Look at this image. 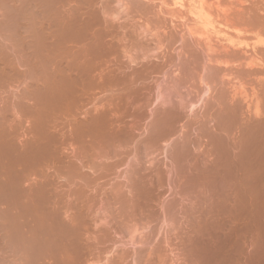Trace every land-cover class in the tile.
I'll use <instances>...</instances> for the list:
<instances>
[{
    "label": "bare ground",
    "instance_id": "obj_1",
    "mask_svg": "<svg viewBox=\"0 0 264 264\" xmlns=\"http://www.w3.org/2000/svg\"><path fill=\"white\" fill-rule=\"evenodd\" d=\"M108 1V5L103 3V9L94 10L90 0H12V7L5 12V21L3 20L0 32L4 39H10L14 48L24 51L25 56L20 63L25 64V73L31 87L29 91L15 88L8 94L13 99L14 106H21L31 114L33 130L31 129L30 139L25 140L20 133L21 121L13 127L7 125V119L3 111H0V264H102L105 257L93 258V255H88L95 242L114 244L112 234L126 236L138 232L133 229L134 219L130 213H123L127 210L137 211L146 198L143 195L150 193L147 187L141 186L137 189V183L133 181L130 183L134 188L132 198L122 194L123 186L120 187L121 190L114 187L115 190H112L116 192L112 193L115 202L122 205L123 213L120 211L123 218H120L123 220L115 221L113 226L100 222L102 216L93 213L97 197H93V193L87 195L97 178H102L124 164V153H128L130 145L140 147L138 145L142 139L136 140L137 125L127 124L126 120L133 118L135 121L141 115L145 116L144 112L149 107H154L150 117V132L144 140L148 149L158 146L157 143L161 140L166 141L180 134L178 128L188 116L187 109L190 107V111H193L197 107L194 98L191 101H175L177 103L173 98L163 99L162 94L160 96V86L157 88L158 93L155 91L154 96H157L151 98L153 94L147 80L153 74L163 73L164 68L151 63V49H148L151 48L150 44L147 47L140 41L136 42L135 47L140 50L132 55L131 50L136 48L133 49L130 45L128 47L132 49L128 50L122 44L125 43L124 40L117 35L119 33L116 31L115 36V30L111 33L116 18L120 20V13L111 7L114 1ZM123 1L125 0L118 3ZM130 1L135 8H141L135 3L136 0ZM173 1L174 5L182 9L188 8L196 19L195 26L188 25L187 29L191 37H198L194 41L195 45H205L209 53L208 62L211 65L207 83L221 81L220 76H232L229 84L239 77L244 80L239 81L237 86H232L231 91L221 87L215 98L214 95L211 97L214 100H211L209 93L208 100L202 103L207 114L205 118H210L214 113L213 111L211 114L210 111L217 107L215 124L209 126L210 120L204 118L200 126L202 136L207 139L210 147L203 167L199 165V172L203 169L200 179L208 194L214 186L213 201L210 202L212 198L208 200L214 206L212 209L210 205V208L207 207L210 212L205 209L209 217L203 214V219L206 217L217 220L219 223L212 221L221 230L226 227L235 228L237 225L234 227L233 222L229 224L232 225L230 227L222 223L224 215L228 216L229 213L231 217L242 219V223H239L242 229L238 226V230L256 228L257 232H263L264 83L261 82L264 79L261 81L259 77L264 75V28L259 30L258 23L253 25L251 19H247V22L239 20L236 25L243 28L236 27L229 20V10L221 6V0H214V3L217 4L216 8L223 9L221 10L225 17L217 21L211 18L210 9L206 8V0ZM116 2L117 0L115 4ZM96 3L97 1L94 5H98ZM126 3L129 6L128 1ZM126 15L129 16L128 13ZM244 17L241 16V21L246 20ZM198 25L202 28H197ZM116 29L119 28L116 26ZM116 37L120 39L117 38V43ZM162 39L158 40L160 48ZM214 39L226 45L220 44L221 48L218 49ZM122 40L121 46L118 41ZM7 42L9 45V40ZM117 44L120 45L119 50ZM190 46L192 45L189 42L184 44L186 48ZM120 48L124 58L127 57L126 62L120 58L119 53H115L121 51ZM190 49L192 52V48ZM114 53L118 54L120 63L111 67ZM0 62V80L7 78L10 73H19L16 63L8 59H0ZM253 76L259 79V89L249 87L250 84L245 86L246 79ZM174 88L178 91L177 87ZM175 94L177 96V92ZM206 94L208 93L205 92L203 96L206 97ZM26 97L31 102L23 105ZM194 116L199 117L196 114ZM191 127L193 128L192 125L188 127L189 130ZM184 138L186 139L185 136ZM184 138L180 137L171 149L172 157L178 164L183 163L182 155L191 150V147L188 149L191 145L187 146L190 141H185ZM48 161L59 164L58 178L64 181L59 189L68 186L70 195L67 190L64 193L61 190V193L58 187L53 186L54 180L45 173ZM29 172L39 176L42 174L44 180L27 184ZM66 194V197H72L69 203L64 201ZM86 201H92L93 204H85ZM69 211L72 213L69 214ZM208 219H205L206 222L210 221ZM204 226L205 230L211 228L206 229L205 224ZM92 227L96 233L94 238L93 232L90 233ZM251 232L254 233L253 230ZM254 246L253 244V248ZM107 248H104L105 252H109ZM139 251L141 256L138 254L137 262L143 264L141 259L145 255L142 254L147 250ZM114 256L105 264H122L127 253H122L117 259ZM148 261L150 262L149 259Z\"/></svg>",
    "mask_w": 264,
    "mask_h": 264
},
{
    "label": "rangeland",
    "instance_id": "obj_2",
    "mask_svg": "<svg viewBox=\"0 0 264 264\" xmlns=\"http://www.w3.org/2000/svg\"><path fill=\"white\" fill-rule=\"evenodd\" d=\"M11 1L0 0V26L2 25L3 20L5 21L4 17L7 11L10 9V7H12ZM90 1L91 3H93L94 10L97 8L103 9L104 6L103 3H105L104 0H100V1L90 0ZM96 1H97L96 4L98 5H94ZM111 1L114 2L112 3ZM115 1L116 0H110V3H112L113 5L111 6L110 4L109 6H111L114 10H118V12L120 13L119 16L120 20L116 18V23L114 22V25L112 24L114 26L113 27L114 29L112 30L111 27L110 29L112 30L111 31L112 34L113 31L115 30L113 34L114 36L117 31V33L120 34V35L117 34L118 36H120L119 38L123 39L125 42L122 43L123 40L121 42L118 41L119 42L118 44L121 43L124 44L125 47L127 46L128 50L132 48L133 49L136 48L135 50H131L132 55L136 54V52L140 50V48L135 47L136 42L140 41L142 42L141 44L144 43L145 45L144 44L143 45L147 47H149L148 44H150L151 48L148 49L149 50L151 49L150 50L151 52L149 53L150 57L152 58V59L150 58V61H153L151 63H155L164 68L163 73L153 74L152 77L149 80H147L150 82V83L148 82V84L151 85L149 87L150 92L152 91L153 94L151 98L154 99L157 96V95L154 96L156 94L155 91L157 90L158 93L157 88L158 86H160L161 90L160 89L159 90L162 92L160 93V96L162 94L163 99L170 100V98H173L174 102L175 101L180 102L181 100L191 101V99L194 98L193 101L195 102V104H197V107H195L193 111H190L191 110L190 107H189L190 109L189 108L187 109L188 116L180 123V126L178 128L180 134L178 133L177 134L178 136L176 135L166 141L161 140L160 142L157 143L158 146H154V147L152 146V148H148V149H146L147 147H145L144 140L150 132V127L152 124V120H151L152 118L150 117L154 107L152 106L149 107L148 110H145L144 112L145 116L141 115V118H138L137 120L135 119V121L133 120V118L131 119L128 118L126 120L127 124L131 125L132 123L133 124L135 123L137 125L136 140L138 141L142 139L139 141L141 143L138 145L141 148L140 147L136 148L135 144L130 145V149L128 148V151L126 150L129 154L127 153L128 154L127 155L126 152L124 153V158H125L124 164L122 163L121 165H119L117 168L113 170V172L109 174L106 173L107 175H104L102 178L100 179L97 178L94 181L95 183L93 184L94 187L89 189L90 191L87 192V195L94 194L95 196L93 195V197L95 198L97 197L96 198L97 203L96 200L94 199L95 201H94L93 213L99 215L100 217L102 216L100 222L106 223L108 226H113L116 222H119V220L120 221L123 220L121 219L123 218L121 217V211L123 210L122 205L120 204L119 201H118L119 204L115 202L116 199L112 193L113 191L112 189H114V187L117 190V188L123 186L122 187L123 193L122 192L121 193L123 195L125 194L127 198L129 197L132 198L133 197L132 193L134 191L133 190L134 188L130 183H132L133 181L137 183V189L141 186L147 187L150 189V193L146 191L149 194L146 193L145 195H143L144 198L146 197L145 198L146 201L145 199L142 201L140 207L141 209L139 208L136 209L137 211H131L134 213L129 212L130 210L129 211L127 210L128 212L124 211V213L122 211V213L125 215L126 214L129 215L128 213H130V215L133 217L132 219H134L132 222L133 229L134 230L137 229L138 232H134L133 235L129 234L126 236L119 233L116 235L112 234V238L115 242L114 244L111 243L105 244L104 242L101 241L99 243L95 242L94 247H92L95 250L93 249L91 250L93 253L89 252L88 254L89 257H91L92 255L93 258L94 257L96 258L97 256H102L105 258L108 257L106 260H104L105 258L103 259L102 264H105L106 261H109V258H112L114 256L112 254H115L114 258L117 259L119 256H121L122 253L126 252L127 257L124 259L122 264H139L137 262L139 261L138 254L140 252L139 249H142V251L144 250V252L147 250V252L142 254L145 255V257L144 258L142 257L141 259L143 264H236L237 262L239 264H260L261 262L262 264L264 262V256H263L264 231L261 232V230L260 231L258 230L259 232H257L256 228L238 230V226L242 223V219L240 217L233 216L236 217L233 220L232 219L233 217H231L229 213L228 216L224 215V219L222 218L224 222L222 221V223L223 225L227 224L226 226L228 227L232 225L235 227L237 225L235 228L226 227L225 230L224 229L221 230V228H218L215 224L217 220L212 219L213 221H215L213 222L212 220L206 217L203 219L204 216H207L205 209H207V211L210 212L211 210L209 211L208 208L212 206L210 208L212 209L214 206L213 203L212 205L209 204L211 201H213L214 186H212L211 191H209L208 194V191L207 192L204 191L203 185L201 183L202 180L200 179L203 169L202 172H199L201 170L199 169V167L200 166L203 167L204 165L203 162H205L204 160H206L205 158H207L206 152L208 153L209 151L208 149H210L207 139L206 138L204 139L200 131L201 130L200 126L204 122V118L206 114V112L204 111L205 106H203L202 103L204 100L205 101L206 99L208 100L209 93H210V98L213 95H214L213 98H215V95H217L221 91L220 90L221 87L231 91V87L234 85L237 86L239 84V81L244 82V80H242L243 77L237 78L236 80L232 81L231 84H229L228 81L230 80V78H232V76L230 78L228 77L222 78L220 76L219 79L221 78V81L220 80L215 81L216 83L219 84H216L214 82L215 85L217 86H215L213 82H211L210 84V81L209 83H207V81L209 80L208 69L209 66L211 65L208 62L209 53L206 51L207 49L205 45H202L201 47L195 45L196 43L194 41L197 40L198 37H194V36L191 37L190 34L188 33L187 26L189 25L190 27H192L194 24H196L195 23L196 19L188 11V8L182 9L174 5L173 0H150V1L136 0L135 3L140 5L141 7L140 9L135 8V5L131 3L130 0H125L119 3L118 1L120 0H117L116 4ZM127 1L129 3V6L126 3ZM137 1L139 3H137ZM221 1H222L221 6L223 7V9L229 10V14L231 15L229 17L230 22L232 24L235 23L236 27L243 28L242 26L236 25L239 23V20L240 22H247V19L249 20L251 19L253 21L252 23L253 25L258 23L260 28L259 30H263L264 0H221ZM106 2L108 3L105 4L108 5L109 1L106 0ZM213 3L214 0H206V8L210 9L211 18L216 21L220 19L222 20L225 17L222 11L223 9L221 8L222 9L221 10L216 8L217 4L216 3L213 4ZM119 4H121L120 7H118ZM143 8L144 9L147 8L148 11L146 9L147 11L146 12ZM125 11H127L129 16L126 15L127 13H125ZM130 11H132L131 12L132 14L131 13L129 14ZM241 16L243 17L245 16L244 19L246 20L241 21ZM117 21L120 24L117 23ZM116 26L120 30L116 29ZM0 28H1L0 31H2V26ZM197 28L201 29L202 26L198 25ZM0 33L2 34V32ZM1 34H0V47H1L0 49L2 50H0V59L2 60L8 59L11 62L16 63L19 73H14V74L10 73V75H8L7 78L5 77V79L3 78L4 80H0V94H1L0 111H3L7 119V125H11L13 127L15 126V123L21 121L20 133L22 136H24V139L27 140L30 139V137L32 136L31 133L33 130L32 128L33 118L31 114L28 113L26 110H24L21 106L18 105L14 106L13 105L14 101L10 97V94H8L11 92V90H15V88H20L21 90L23 89L26 91H29L31 89L29 85L30 82L29 77L25 73V69H26L25 64L20 63L23 61L25 53L21 48L19 49L14 48L10 42V39L9 38L7 39V37H5L6 39L5 40L3 34L2 35ZM131 36H133L134 39H132L133 37L130 38ZM117 38L118 37H116V43L117 40L119 39ZM160 39H162L163 42L161 43L162 48H160V45L158 44V40ZM7 40H9L10 42L9 45ZM216 41L217 39H214V44H217L218 49L221 48L220 44L222 46L224 44L226 45V43H219ZM187 42H189V44L192 45L190 46V48H192V52L194 51L193 52L194 54L191 52V49L189 47L187 48L184 47V44H186ZM130 45L133 47L129 48L131 47ZM119 46L120 45L117 46L118 48L116 47L118 50H119ZM124 50H126V48ZM134 51L135 53H133ZM249 52L252 53V51ZM115 53H119L120 58H123L124 61L127 59V57L124 58L125 55H123L124 53L122 49L121 51ZM115 53H114V57L112 56L113 60L111 58V60L114 62L112 63V61L109 59L112 64V65L110 64L111 67L113 65L117 66L120 63L118 61L119 56L118 54L116 55ZM115 55L118 57H116ZM194 55L199 57L195 59L196 56ZM119 60L122 61V59ZM170 62L172 63L170 64ZM187 70H189L190 72ZM262 75L261 78L259 77L261 81L262 78L264 79L263 77L264 75L263 76ZM184 78H186V80ZM259 79H257L255 76L248 78L246 79L247 82L245 81L246 82L245 86L248 87V85L250 84L249 87L252 88L253 86L256 89H259ZM223 81L225 84L223 83ZM145 83L147 84V82ZM262 83H264V80L261 82V84ZM257 85L258 87H256ZM174 87H177L178 91H176ZM172 89L175 91H173ZM208 89H210V92ZM248 89L250 90V88ZM176 92L178 98L177 96H175ZM205 92L208 93L206 94L207 98L203 96ZM147 96L150 98V95ZM213 98H211V100H214ZM28 102H31V99L29 97H26L23 100V105H25V103ZM215 109L217 110V107H215L214 110L210 111L211 114L214 111L213 113L214 116L210 115V118L209 116L208 118L207 117L205 118L210 120L209 122L212 123L210 124L208 122L209 126L215 124V120L217 121ZM194 113L199 117L195 118ZM190 125H192L193 128L191 127L189 130L188 127ZM182 131L184 132L181 133ZM182 134L183 135L185 134L184 136L186 137V139ZM180 137H182V139L184 138L185 141L187 139L188 142L190 141L189 144L187 143V146L191 145L188 148L190 149L191 147V150L188 151L186 149L187 153H185L184 155H182L183 157H181L183 158V163L178 164L175 162V159H173L172 157L173 151L171 149L173 144L180 140ZM136 149H138V151H136ZM139 152L140 154H138ZM46 164L48 165V167L45 169V173L49 175V177L52 180H54L53 186L58 187L59 189V186H61L64 183L63 180L58 178L60 171L59 164L49 161ZM28 180L29 181L27 182V184L42 182L44 180V177L42 174L41 176H39L38 174H32L29 172ZM67 187L60 188L59 190L60 191L62 190L63 193L67 191L69 192L70 189ZM98 194L99 196H96ZM67 195L68 194L65 195L66 199L64 198L65 203L67 202L69 203L72 200V197L68 196L69 197L68 198L66 197ZM208 195L210 196L206 200ZM211 198L212 200H210ZM208 200H210V202ZM205 201L208 204H206ZM203 203L205 204V206ZM85 204L91 205L93 203L92 201H86ZM71 213L72 212L69 211V214ZM203 214L205 215L202 216ZM112 218L114 220H112ZM205 219L206 220L208 219V221L209 220L210 221L206 222ZM100 222L98 224H100ZM222 223L220 222L221 225ZM204 224L207 227L206 229L210 227L211 228L205 230ZM239 228L241 227L239 226ZM250 229H252L255 234L254 233L251 234L252 230ZM91 231L93 232V234L91 233ZM90 233L92 234L93 238L96 236L94 227L90 228ZM150 234H152V236ZM130 235H132V238ZM253 244L255 245L254 246L255 249L253 248ZM104 248L105 249L107 248L109 252H105ZM197 249L199 250V252ZM148 259L150 260V262L148 261ZM106 264H109V262H107Z\"/></svg>",
    "mask_w": 264,
    "mask_h": 264
}]
</instances>
